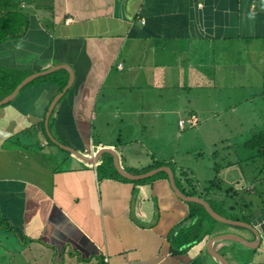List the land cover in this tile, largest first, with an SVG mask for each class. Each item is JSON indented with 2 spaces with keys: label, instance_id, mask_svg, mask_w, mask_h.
<instances>
[{
  "label": "crops",
  "instance_id": "1",
  "mask_svg": "<svg viewBox=\"0 0 264 264\" xmlns=\"http://www.w3.org/2000/svg\"><path fill=\"white\" fill-rule=\"evenodd\" d=\"M18 1L29 12L28 28L0 45V71L9 77L0 101L12 95L0 105V264H102L103 257L108 264H219L205 250L210 238L234 234L254 241L244 228L209 221L200 241H185L196 219L189 217L191 202L175 197L166 175L130 180L116 173L111 155L91 158L96 149H111L129 176L163 164L182 195L191 189L184 182L188 178L197 192L191 197L206 203L212 195L201 190L210 181L222 190L253 192L254 180H238L233 162L214 175L208 161L203 171L184 168L193 156L201 158L202 150L216 157L214 144H202L206 134L196 132L194 114L188 118L195 126L187 125L193 131L163 135L161 148L139 143L135 136L158 128L162 114L174 123L178 113H193L208 103L203 88L215 85L210 62L219 87L239 89L235 70L240 69L242 79L247 76L245 88L261 84L264 0ZM62 67L72 74L65 91L66 83L59 84L67 82L68 73ZM47 70L54 71L24 82ZM175 86L188 93L183 109L175 103L174 90L159 89ZM170 93L166 100L171 98L173 106L158 107L161 96ZM254 96L253 91L243 99L229 93L223 100L233 109L241 102L249 109ZM179 121L177 131L183 132ZM45 129L57 144L89 161L53 144ZM225 144L221 149L228 151L229 141ZM248 224L259 233L256 246L211 244L228 264H264L258 250L264 212Z\"/></svg>",
  "mask_w": 264,
  "mask_h": 264
},
{
  "label": "rangeland",
  "instance_id": "2",
  "mask_svg": "<svg viewBox=\"0 0 264 264\" xmlns=\"http://www.w3.org/2000/svg\"><path fill=\"white\" fill-rule=\"evenodd\" d=\"M209 68V79L213 80L215 85L213 86L210 83L207 88H203L206 93V99L209 101L208 103L205 102L196 107L195 110H192L193 113L189 112L186 114L188 111L185 113H178L176 115L177 119H175L174 123L171 117L162 114L159 119H157L158 128L154 125L153 129L139 130L135 137L139 140V143L151 145L156 148L159 146V148H161L159 141L163 135H165V138H169L173 134L182 136L184 133L193 131L188 128L187 124H184L183 132L177 131L176 121L178 119L185 121L189 114H194L198 119V126L195 128L196 132L203 129V132L206 134L204 140L200 137L202 144H214L215 146L212 148V151L216 154V157L212 158L207 154L209 153L207 150H202L204 153L201 155V158L193 156V159L184 163V168L189 172H193L194 170L203 171V167L206 161H208L209 163H212L211 169L213 173L211 174L214 175L219 167H222L225 163L233 162L235 165H233L232 170L234 175L238 176V180H241L242 182L243 180H245V182H251L254 180L253 192H250L248 195V192L239 191L236 197L237 204L240 206H243L242 204H245V206L250 204L245 211H248L252 217L256 215L258 216L261 212H264V154L257 152V147L248 149L245 148L244 144L247 140L251 139L252 136L264 132V71L259 75L262 81L261 84L256 88L248 85L249 89H247L241 85L247 80V76L242 79V76L245 75L244 71L241 69L235 70L236 74L238 73V76H240L239 82L241 84L238 89V87H232L231 85L226 87L217 86L218 72L215 71V67L211 62L209 63ZM225 71H227V69L222 72ZM225 80L228 81L227 79ZM159 89L161 91L166 89L174 90L175 96L178 97L175 103L177 106H181L182 109L185 108V99L188 97V93L184 92L181 87H160ZM248 91H253L256 94L253 99H249L251 101L249 109L248 105L243 104V102H241L239 107L233 109V106L230 105L231 102H228L226 99L223 100L224 96L229 93L239 95V97L243 99L244 96H247ZM190 94H192V92H190ZM161 97L163 98L159 101L158 107L163 109L173 106L171 98L170 100H166L167 97H172L171 93L170 95L165 94ZM195 103V98H193L192 105ZM91 136L94 139L96 133ZM226 141H229L230 145L228 151L221 149V147L226 145ZM113 142L115 143L114 140ZM174 142L176 143L178 141L174 140ZM180 142L182 145L183 140L181 139L179 143ZM222 154L226 155L224 159L222 158ZM229 154H234V161L228 159ZM229 158H231V156H229ZM236 159H239V161H236ZM168 165L170 166L169 163ZM170 168H173V166L171 165ZM223 228L230 229L226 226H223ZM258 250L264 255V238H261ZM256 256L257 254L251 256L250 260L252 259V261H254ZM245 260H247V257L244 258V262Z\"/></svg>",
  "mask_w": 264,
  "mask_h": 264
},
{
  "label": "trees",
  "instance_id": "3",
  "mask_svg": "<svg viewBox=\"0 0 264 264\" xmlns=\"http://www.w3.org/2000/svg\"><path fill=\"white\" fill-rule=\"evenodd\" d=\"M22 1L24 2V0ZM28 2H30V0H28ZM19 5L20 2L18 0H0V45L5 41L20 38L28 28L29 12L22 9ZM8 80L9 77L3 75L0 71V90L7 85ZM65 83L66 78H64L59 84L60 88L63 87ZM12 89L13 85L10 86L9 91ZM244 146L248 149L257 147V152L264 154V132L256 136H252L251 139L245 142ZM100 166L101 164L98 167L100 168ZM162 166L163 164L154 163L150 168L157 169ZM150 168L144 169L143 171ZM159 174L165 176L162 172H159ZM184 182L191 188L190 191L185 192V195H195L197 192L192 185L193 181L187 178ZM201 191L206 195H212L207 201V204L217 215L231 221H239L247 224L252 219L250 213L245 211L250 204L246 206L245 204H242L243 206L238 205L235 199L238 192L233 191L231 188L222 190L219 185L216 184V181H210L207 184V187L203 188ZM190 205L192 208L190 209L189 217L195 218L196 220L184 235L186 238L185 241H187L188 238L189 243H196L201 240L203 236V229L205 228L207 221L213 224H216L217 222L210 219L201 206L194 203H190Z\"/></svg>",
  "mask_w": 264,
  "mask_h": 264
},
{
  "label": "water",
  "instance_id": "4",
  "mask_svg": "<svg viewBox=\"0 0 264 264\" xmlns=\"http://www.w3.org/2000/svg\"><path fill=\"white\" fill-rule=\"evenodd\" d=\"M62 69H65L67 71V73H68V79H67L66 85H65V87L63 89V91H65L69 87L71 82H72V74H71V71H70V69L68 67H66V68L62 67ZM52 71H54V70H47V71H44L42 73H38V74L34 75L32 78L26 79V81H24V82L32 80L35 77H39V76H44L46 74H50ZM11 96L12 95H9V96L5 97L2 101H0V105L5 103V102H7V101H9L12 98ZM51 106H53V105H50L47 111H50ZM45 120L46 119H44V122H45ZM45 131L47 133V129H45ZM47 137L49 138V140L53 144L57 145L58 147H60L64 151L73 154L75 157H77L81 161H85V160L89 161V159H87L85 157H81L82 156L81 154L75 153L74 150H72V149H70V148H68L66 146L57 144L53 139H51V137L48 135V133H47ZM104 153H107V154L111 155L112 160H113V167H114L116 173L119 174L120 176H122V177H124L126 179H130V180H133V179L140 180V179L148 178V177L152 176L153 174H155L157 172H163L166 175V178H167V181H168V184H169V187H170L171 191L173 192L175 197H177L179 200L185 201V202H191V203H195V204L200 205L202 207V209L204 210V212L207 214V216L210 219H212L213 221L217 222V223H220V224H223V225L241 227V228H244V229L250 231V233H252V235L254 236V241H252V242H247L243 238H241V237H239L237 235H234V234H223V235H217V236H214V237L210 238L209 241L206 243V247H205L206 249L205 250H206L207 254L210 257H212L214 260H216L219 264H228V262L225 260L224 257H222L221 255L216 253L211 248V244L212 243L221 242V241H228V242H233V243H236L238 245H241V246H244V247H248V248L254 247V246H256L258 244L260 236H259V233H258V231L256 230V228L254 226L246 224V223H243V222H239V221H231V220L225 219V218L217 215L216 213H214L205 201H203V200H201V199H199L197 197H191V196L187 197V196L182 195L179 192V190L175 187L173 174H172L171 170L168 167H164V166L163 167H159V168L154 169L152 171L146 172V173H144V174H142L140 176H129L124 171L119 169V167L117 165V159H116V157H115V155H114V153H113V151L111 149H107L105 147L96 149V151L94 152L93 157L91 158L92 161L93 160L95 161L98 158L99 155L104 154Z\"/></svg>",
  "mask_w": 264,
  "mask_h": 264
},
{
  "label": "built area",
  "instance_id": "5",
  "mask_svg": "<svg viewBox=\"0 0 264 264\" xmlns=\"http://www.w3.org/2000/svg\"><path fill=\"white\" fill-rule=\"evenodd\" d=\"M184 124H187L189 127H194L195 126V119L193 117H189L188 119H186L185 121H179L178 122V126L181 129L183 127ZM91 154H93V152H91ZM102 264H108V261L106 258H102Z\"/></svg>",
  "mask_w": 264,
  "mask_h": 264
}]
</instances>
